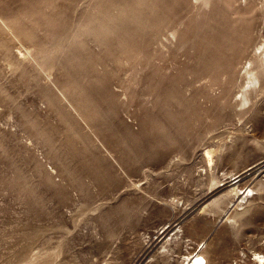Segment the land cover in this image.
Here are the masks:
<instances>
[{"label": "rangeland", "instance_id": "obj_1", "mask_svg": "<svg viewBox=\"0 0 264 264\" xmlns=\"http://www.w3.org/2000/svg\"><path fill=\"white\" fill-rule=\"evenodd\" d=\"M203 1L0 0V264H182L204 238L209 264H255L264 190L242 192L264 167L230 177L264 164V87L239 117L244 80L220 75L253 4L264 40V0Z\"/></svg>", "mask_w": 264, "mask_h": 264}, {"label": "bare ground", "instance_id": "obj_2", "mask_svg": "<svg viewBox=\"0 0 264 264\" xmlns=\"http://www.w3.org/2000/svg\"><path fill=\"white\" fill-rule=\"evenodd\" d=\"M202 1V0H201ZM258 1V0H257ZM197 2V1H196ZM237 2V1H236ZM252 2V1H251ZM195 3V2H194ZM203 3H206V5L205 6H207V3H209V0H204L203 1ZM247 3V2H246ZM256 4V3H255ZM192 5V4H191ZM251 5H252V3H251ZM250 5V6H251ZM253 6H254V4H253ZM250 7V8H246L245 9V13H247V14H244L245 16H247L249 19H248V26H246L244 29H243V31L241 32V36H240V38H239V44H238V47H235L234 48V46H237V45H234L231 49H232V51L230 52V55H229V57H228V59H227V61H226V67L223 69V72H222V74L220 75L221 76V79H222V83H224V82H226V84H228V83H232V82H236V80H238L240 77H242L243 78V82H244V85L242 84V86H241V89H240V92H241V96H240V98L239 99H237V102L236 103H233L232 102V100H234L233 99V97H232V99L230 98L231 97V95H230V97H228V98H225L226 96H225V94L226 95H229V94H231V92H228V94H227V92L224 94V96L225 97H222L221 99H223V98H225L224 99V104L226 105V107H233V108H236V107H238V106H240L241 107V110H239L235 115L236 116H239V117H244V115L245 114H247L248 112H250V110L248 109V108H246L245 106L248 104V103H250L251 102V100H252V94H254V93H256V92H258L262 87H264V40L262 41V42H259V44H257L258 46H256L255 48H254V46H255V44L253 43L254 42V40H256L255 38H254V34L256 33V31H257V29L258 28H260L261 26L258 24L257 25V22H258V14H259V12H256V6H254V7ZM259 6V5H258ZM255 8V9H254ZM186 9H188V8H186ZM244 12V11H243ZM262 14V13H261ZM261 16V15H260ZM246 17V18H247ZM262 17V16H261ZM264 17V16H263ZM2 18V17H1ZM63 19V18H62ZM64 20V19H63ZM111 20V19H110ZM113 20V19H112ZM111 20V21H112ZM260 20V19H259ZM1 22H2V25H1V27L2 28H4L5 30L6 29H8V28H10V29H12L13 28V26L11 25V23L9 22V21H7V20H1ZM113 22V21H112ZM176 24V23H175ZM181 25V24H180ZM260 26V27H259ZM166 27V26H165ZM137 29V28H136ZM160 29V28H159ZM168 29V28H167ZM260 29H262V28H260ZM52 30H54V29H52ZM163 30V29H162ZM165 30V29H164ZM4 31V30H3ZM7 31V30H6ZM166 31H168V30H166ZM260 31V30H259ZM8 32V31H7ZM17 33H18V31H16ZM15 32V33H16ZM13 33V32H12ZM10 34V33H9ZM20 34V33H19ZM177 34V30L175 29V28H173V30L172 31H170V33L167 35V36H170V35H176ZM253 34V35H252ZM16 35V34H15ZM12 36V35H11ZM263 36V35H262ZM189 37V36H188ZM183 38V37H182ZM185 38H186V36H185ZM17 39L19 40V38L17 37ZM187 39V38H186ZM16 41V40H15ZM26 41V40H25ZM228 42H231V39L229 38V37H227L226 39H225V42H224V45H226V43H228ZM253 43V45H251ZM15 44V43H14ZM27 44H28V42H27ZM30 44V43H29ZM23 45V44H22ZM24 46V45H23ZM26 46V45H25ZM30 45H28V47H29ZM35 46V45H34ZM59 46V45H58ZM32 47V46H31ZM17 48V47H16ZM25 48V47H24ZM22 49V48H21ZM29 50V49H28ZM22 51H24V49H22ZM27 51V50H26ZM29 51H32V50H29ZM21 52V51H20ZM52 52V51H51ZM144 52V51H143ZM217 52V51H216ZM3 54V53H2ZM27 54H29V53H27ZM39 54V53H38ZM28 56V55H27ZM145 56V55H144ZM244 56V58H245V63H243L242 61H244L243 59L244 58H242ZM29 57H31V56H29ZM24 58V57H23ZM25 58H27V57H25ZM32 58V57H31ZM146 58V57H145ZM143 59V58H142ZM24 61V60H23ZM34 61V60H33ZM36 61V60H35ZM146 62V61H145ZM18 63H20V62H18ZM239 64H243L242 66H243V69H244V73H243V75L241 74H239V72L237 73V67L239 66ZM140 66V65H139ZM142 66V65H141ZM140 66V67H141ZM39 67V66H38ZM222 68V67H221ZM41 69V68H40ZM52 70V69H51ZM216 70V74L218 73V74H220L219 73V70L218 69H214L213 71H215ZM44 71V70H43ZM145 71V70H144ZM211 71V70H210ZM49 72H50V70H49ZM141 72V71H140ZM221 72V71H220ZM143 73V72H142ZM211 73H213V72H211ZM241 73H242V69H241ZM33 74V73H32ZM215 74V73H214ZM45 75H47V74H45ZM49 75V74H48ZM198 75H200V74H198ZM140 76V75H139ZM209 76V75H208ZM215 76V75H214ZM217 76V75H216ZM203 77V76H202ZM34 78H36V77H34ZM38 78V77H37ZM214 78V77H213ZM219 78V77H218ZM194 79V78H193ZM201 79V78H200ZM203 79V78H202ZM205 79V78H204ZM215 79V78H214ZM133 80V79H132ZM195 81L194 82H192V83H190V84H188L190 87H188L187 89H186V91L187 92H189L190 90H192L193 88H195L196 86H195V84L196 83H198L200 80H199V78L198 79H194ZM211 80V79H210ZM35 81V80H34ZM37 81V80H36ZM35 81V82H36ZM39 81V80H38ZM192 81V80H191ZM202 81V80H201ZM205 81V80H204ZM218 81V80H217ZM128 82V81H127ZM139 82V81H138ZM136 83V82H135ZM219 83V82H218ZM221 83V82H220ZM219 83V84H220ZM144 84V83H143ZM212 84H213V82H212ZM225 84V83H224ZM230 85V84H229ZM187 86V85H186ZM198 86V85H197ZM216 86H218V85H216ZM206 86H204V88H205ZM209 87V86H208ZM211 87V86H210ZM209 87V88H210ZM227 87V86H226ZM225 87V88H226ZM133 89H134V85H133V87H132ZM199 88V87H198ZM121 89V88H120ZM148 89V88H147ZM197 89V88H196ZM224 89V88H223ZM227 89V88H226ZM263 89V88H262ZM261 89V90H262ZM135 90V89H134ZM118 91H120L121 93H122V90H118ZM223 91V90H222ZM225 91V90H224ZM230 91V90H229ZM264 91V90H263ZM208 92V91H207ZM209 92H211V91H209ZM208 92V93H209ZM206 92H204L203 94H205ZM259 93H261V91L259 92ZM192 94H193V92H192ZM221 94H222V92H221ZM127 95V94H126ZM158 96V95H157ZM192 96V95H191ZM195 96V95H194ZM201 96V95H200ZM206 96V98L209 96L208 94L207 95H205ZM259 96V95H258ZM127 97V96H126ZM159 98H160V96H158ZM186 97V96H185ZM196 97V96H195ZM204 97V96H203ZM157 98V97H156ZM201 98V97H200ZM205 98V97H204ZM208 98H211V96L210 97H208ZM220 98V97H219ZM195 100V99H194ZM206 100V99H205ZM209 100V99H208ZM211 100V99H210ZM220 100V99H219ZM219 100H216V102L217 101H219ZM236 100V99H235ZM196 101V100H195ZM221 101V100H220ZM222 102V101H221ZM218 103V102H217ZM220 103V102H219ZM217 105L218 104H216V106L215 107H217ZM155 106H157V105H155ZM188 106V105H187ZM197 106V105H196ZM221 106V105H220ZM71 107H72V105H71ZM182 107V106H181ZM193 107H195V106H193ZM230 107V108H231ZM245 107V108H244ZM250 107H252V106H250ZM249 107V108H250ZM73 109H74V107H72ZM183 108V107H182ZM220 108V107H219ZM223 108V107H222ZM216 109V108H215ZM227 109V108H226ZM75 110V109H74ZM199 110V109H198ZM203 111V108L202 109H200V111ZM210 110V109H209ZM208 110V111H209ZM194 112H195V110H193ZM199 111V112H200ZM204 112H205V110H204ZM210 112V111H209ZM198 112H196V114H197ZM79 114V113H78ZM207 114H209L208 112H207ZM195 115V114H194ZM202 115V114H201ZM211 115V114H210ZM263 116H264V111H263ZM78 117H80V116H78ZM214 117H216V116H214ZM219 116H217V118H218ZM198 118V117H197ZM216 118V119H217ZM262 118H264V117H262ZM80 119H82V118H80ZM208 119V118H207ZM227 121V120H226ZM201 123H203L202 121H200ZM264 122V121H263ZM87 123H88V121H87ZM148 123V122H147ZM251 123V122H250ZM205 124V123H204ZM204 124H202V125H204ZM261 124H263V123H261ZM199 125V124H198ZM201 125V124H200ZM201 125V126H202ZM87 126V125H86ZM261 126H263V125H261ZM88 127V126H87ZM258 128V127H257ZM264 128V127H263ZM206 129V128H205ZM257 130H259V129H257ZM264 131V130H263ZM255 132V131H254ZM259 132H260V130H259ZM209 133V132H208ZM262 133V132H261ZM163 134V133H162ZM206 134V133H205ZM263 134H264V132H263ZM167 135H168V133H167ZM260 135V134H259ZM262 135V134H261ZM105 136V135H104ZM155 136V135H154ZM209 136V135H208ZM95 137V136H94ZM96 137H97V135H96ZM260 137V136H259ZM99 138V137H98ZM179 138V137H178ZM253 138H254V136H253ZM261 138V137H260ZM180 139V138H179ZM206 139V138H205ZM210 139V138H209ZM208 139V140H209ZM207 140V139H206ZM255 140V139H254ZM206 144V143H205ZM203 145H204V143H203ZM179 146V145H178ZM205 146V145H204ZM109 147H110V145H109ZM176 147V146H175ZM176 149H178L177 147H176ZM113 150V149H112ZM178 152H180V151H178ZM184 152V151H183ZM108 153H109V151H108ZM167 153V152H166ZM169 153V152H168ZM177 153V152H176ZM181 153V152H180ZM110 154V153H109ZM153 154V153H152ZM162 154H164L163 152H162ZM172 154H173V156H170V157H167V158H164V162L166 163V165L168 166V167H170V166H172V165H174L175 166V164H176V158L179 156V154H174L173 152H172ZM184 154V153H183ZM111 155V154H110ZM171 155V154H170ZM207 155V156H206ZM206 157L208 158V162L209 163H211L212 162V158H211V151H207L206 152ZM144 156V155H143ZM166 156H168V154L166 155ZM183 156H185V155H183ZM112 157V156H111ZM163 157V156H162ZM213 157V156H212ZM178 159V158H177ZM206 159V158H205ZM162 160V159H161ZM181 160V159H180ZM182 160H187L185 157H183L182 158ZM207 161V160H206ZM117 162V161H116ZM118 163V162H117ZM159 164H160V162H159ZM161 165V164H160ZM163 165V164H162ZM155 167V166H154ZM162 167V166H161ZM264 167V164H262V163H258V164H255V165H253V166H251L250 165V167L248 166V168L246 169V170H241L242 172H236L234 175H232L230 178H234V179H239L237 182H239V181H241V180H243V179H245V178H247V182L248 181H250V180H253L255 177H256V174H257V172H259V171H261V169ZM66 169V168H65ZM256 173V174H255ZM151 174V173H150ZM227 174V173H226ZM105 179V178H104ZM203 179V178H202ZM211 179H213V178H211ZM215 179V178H214ZM256 179V178H255ZM101 180V179H100ZM232 180V179H231ZM199 181H200V178H199ZM215 181V180H214ZM236 182V183H237ZM253 182H254V185L252 186H250V184L249 183H247V187H245V190L242 192V194H244L247 190H248V194L246 195V197L248 196V195H250V194H252L253 196H254V194H253V192H254V190H259V191H261V190H264V181L263 180H261V179H257V180H253ZM235 183V184H236ZM250 183H252V182H250ZM240 189V186L239 185H235V186H233V188H232V190H231V193L233 192V191H236L237 193H238V190ZM236 193V194H237ZM245 197V198H246ZM259 198H262V197H259ZM175 204V203H174ZM172 207V206H171ZM197 208V207H196ZM259 210V209H258ZM194 211V209H192V211H190V213H192ZM257 212V210H256V208H253V209H248V210H246L245 212L243 211V212H237L236 214H234L232 217L235 219H241V218H245L246 216H248L249 215V213L251 214L250 215V217H249V219H247L246 221H245V223H248V222H251V220H252V218H253V216H254V214ZM187 213V212H186ZM182 225H179V224H177V226L174 228L175 230H174V232L173 233H171L170 234V236H169V238L167 239V241L166 242H164L163 243V245L161 246V247H163L164 249H168V245H170V242H177V241H179L180 239H182V237H184L183 235H182ZM162 229H164V230H162ZM166 232V229H165V227L163 226V227H161V228H159L158 229V231H157V233L158 234H160V235H162V234H164ZM213 233H215V232H213ZM213 233H211L210 234V236H212L213 235ZM219 234V233H218ZM256 235V234H255ZM254 235V236H255ZM254 236H250L248 239H249V241L251 242V243H253V244H255V246L257 245V246H259L260 247V250L261 251H257V250H259V249H255L256 251L255 252H253V254L252 255H254L255 257L253 258V259H251L252 260V262L253 263H255V264H264V229H263V231H261L259 234H258V236L257 237H254ZM145 242L144 243H146V245H148L150 242H151V240H152V238L150 237V236H148V235H146L145 237ZM149 238V239H148ZM212 238V237H211ZM207 240H208V238H204L202 241H200L198 244H197V248L195 249V250H198L197 251V253L195 254V255H192L190 252H189V254L187 255V256H185L184 258H183V263L182 264H209L210 263V260L209 259H207V257H205L204 256V252H205V250L203 249V247L205 246V244H206V242H207ZM213 240H216V238L215 239H213ZM216 242V241H215ZM219 243V242H218ZM260 243V244H259ZM215 246H219L218 244L216 245V244H214ZM213 245V246H214ZM211 247V258H212V260L213 261H217L218 260V256H220L219 254H218V256L216 255L217 254V248L218 247ZM254 247V246H253ZM257 248V247H256ZM220 249V248H219ZM223 249V248H222ZM168 251H171L170 250V248L167 250V253H166V259L165 260H168L169 259V255H168ZM220 252H222V250L220 251ZM23 253V252H22ZM29 254V253H28ZM194 254V253H193ZM164 255H165V253H164ZM244 255V254H243ZM22 256V255H21ZM20 256V257H21ZM25 256H26V254H25ZM30 256V255H29ZM28 256V257H29ZM34 257V256H33ZM244 257H246V256H244ZM247 258V257H246ZM23 259H25V258H23ZM28 259V258H27ZM32 259V257L30 258V259H28L29 261H32L31 260ZM36 259V258H35ZM39 259V258H38ZM245 259V258H244ZM27 261V260H26ZM36 261V260H35ZM38 261V260H37ZM33 262V261H32ZM239 262V261H238ZM243 262V261H242ZM245 262V261H244ZM248 262V261H247ZM247 262H246V264H247ZM24 263V262H23ZM27 263V262H26ZM25 263V264H26ZM30 263V262H29ZM37 263V262H36ZM36 263H34V264H36ZM39 264V263H38ZM40 264H44V263H40ZM232 264H234V263H232ZM237 264V263H236ZM242 264V263H241ZM245 264V263H244Z\"/></svg>", "mask_w": 264, "mask_h": 264}]
</instances>
